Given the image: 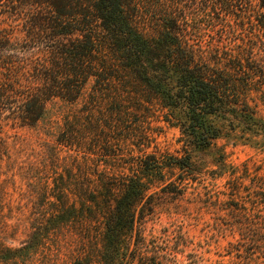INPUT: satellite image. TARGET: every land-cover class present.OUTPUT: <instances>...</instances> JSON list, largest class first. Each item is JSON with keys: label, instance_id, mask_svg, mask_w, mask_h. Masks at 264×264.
I'll use <instances>...</instances> for the list:
<instances>
[{"label": "rangeland", "instance_id": "rangeland-1", "mask_svg": "<svg viewBox=\"0 0 264 264\" xmlns=\"http://www.w3.org/2000/svg\"><path fill=\"white\" fill-rule=\"evenodd\" d=\"M178 1L186 8V0ZM260 3L236 0L235 14L224 16L228 32L204 25L191 40L205 48L212 41L231 46L237 54L241 48V62L253 60L250 63L262 65L264 72ZM142 5L140 13L146 11ZM230 72V77L244 74ZM91 85L89 80L75 101L51 99L34 125L3 123L0 264H99L110 235L100 216L59 224L38 240L31 230L43 220V211L51 206L48 201L62 196L52 188L56 183L66 184L63 197L71 201L74 185L94 183L105 175H137L146 184L153 212L146 214L144 234L170 257L168 264H264V84L252 83L242 94L257 124L248 128L233 112L207 114V124L217 129V136L206 144H199L195 134L186 135L180 110L163 107L159 99L146 110L134 109L128 128L110 132L105 149L98 137L94 145L102 143L103 148L59 144L67 122L88 113L94 120L102 117L105 101L90 105ZM182 163L188 166L182 168ZM135 241L134 232L126 240L130 264H139L132 250Z\"/></svg>", "mask_w": 264, "mask_h": 264}, {"label": "trees", "instance_id": "trees-1", "mask_svg": "<svg viewBox=\"0 0 264 264\" xmlns=\"http://www.w3.org/2000/svg\"><path fill=\"white\" fill-rule=\"evenodd\" d=\"M235 1L186 0L185 8L178 0H0V132L7 122L36 124L47 102L55 97L75 101L89 80L90 105L105 101V111L96 120L88 113L67 122L59 144L91 150L101 146L94 145L98 137L105 149L110 132L128 128L133 110H146L157 99L180 110L183 132L195 134L199 144L217 136L207 114L233 112L248 128L256 125L242 94L252 83L264 84L263 66L241 62V48L237 54L231 46L212 41L205 48L191 40L204 25L228 32L224 16L235 14ZM259 14L264 19V11ZM14 17L21 21L8 20ZM231 70L244 74L230 77ZM64 185L52 187L62 196L48 201L43 220L32 225L34 239L59 224L98 215L110 233L99 264H130L126 240L134 232L132 250L139 264L169 263L165 251L144 234L153 206L139 176L105 175L74 185L71 201L63 197Z\"/></svg>", "mask_w": 264, "mask_h": 264}]
</instances>
